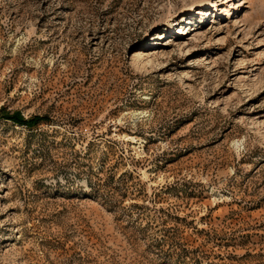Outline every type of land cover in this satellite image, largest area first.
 I'll list each match as a JSON object with an SVG mask.
<instances>
[{
    "label": "rangeland",
    "instance_id": "obj_1",
    "mask_svg": "<svg viewBox=\"0 0 264 264\" xmlns=\"http://www.w3.org/2000/svg\"><path fill=\"white\" fill-rule=\"evenodd\" d=\"M0 264H264V0H0Z\"/></svg>",
    "mask_w": 264,
    "mask_h": 264
},
{
    "label": "trees",
    "instance_id": "obj_2",
    "mask_svg": "<svg viewBox=\"0 0 264 264\" xmlns=\"http://www.w3.org/2000/svg\"><path fill=\"white\" fill-rule=\"evenodd\" d=\"M7 118H10L19 124H24V125H27L29 127H31L35 124H38L39 121H41L43 119L41 116H38V115L31 117L30 119H24L19 113L9 115Z\"/></svg>",
    "mask_w": 264,
    "mask_h": 264
}]
</instances>
